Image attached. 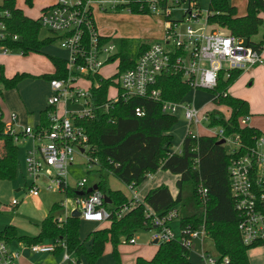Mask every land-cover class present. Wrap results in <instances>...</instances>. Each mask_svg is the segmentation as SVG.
<instances>
[{
    "label": "built area",
    "instance_id": "1",
    "mask_svg": "<svg viewBox=\"0 0 264 264\" xmlns=\"http://www.w3.org/2000/svg\"><path fill=\"white\" fill-rule=\"evenodd\" d=\"M5 2L6 0H2L0 4V55L7 56L16 52L17 55L24 56L31 51L22 46H13L14 42L21 40V36L12 32L8 26L11 11ZM126 2L127 0H51L50 4L40 7L36 16L40 28L54 33L68 55L64 59L66 74L48 80L45 124L17 129L14 126L17 117L15 113H10L4 124V131L11 134L15 142L26 137L31 139V145L25 154V173L30 180L28 194L37 196L40 180L45 179L43 186L46 190L53 186L64 193L69 188L75 190V194L71 195V210L67 209L66 200L60 204L64 208V216H54L57 223L71 217L73 210H77L79 218L84 220L107 221L111 211L104 206V194L98 188L85 192L86 178L77 180L73 186L66 182L67 168L75 164L76 154L85 157L89 167H99L97 159L89 155L88 134L80 121L94 119L98 110L107 112L120 98H146L158 102L163 114L175 115L178 108L182 109L187 122L185 136L198 137L201 135L199 130L203 129L206 135L232 144V148L227 151L231 154L227 174L233 206L238 216L237 228L244 245L264 243V134L260 133L250 143H245L239 134H227L221 126H210L209 115L201 107L185 100H165L156 87L159 75L180 72L191 89L213 90L218 85L220 72L228 77L234 70L243 72L254 66H264V41L254 47L242 37L219 31L215 25L207 22V14L203 17L204 23L199 24L200 10L196 4H192L184 18L195 24V27L187 25L183 33H177L175 28L180 22L166 20L163 41L149 44L137 56L132 67L120 71L119 59L115 57L117 45L112 39L106 40L107 36L99 31L94 12L117 9L119 6L129 10ZM149 9L154 14H160V9L155 4H151ZM167 11L168 9L165 14L169 15ZM113 63L114 70L104 75L102 70ZM105 80L112 82L107 87L104 100L99 102L93 89L99 88ZM111 88H114L112 95L109 94ZM135 114L142 115V109L135 108ZM249 119V115L241 116L239 125L243 126ZM127 186L133 192L129 204L140 202L136 200V188ZM78 191L84 193L80 195L77 194ZM198 192L204 200L206 189L200 186ZM18 203L17 199L11 200L12 206ZM128 208L129 206H124L118 212L119 216ZM146 217L150 220L146 226L151 233L152 242L159 244L176 239L190 254L197 251L199 241L198 256L204 264H230L228 256L218 253L212 256L203 251L204 239L212 240L203 224L200 225L201 232L197 228H182L179 225V234L175 233L172 222H179L178 207L171 208L163 215H157L147 208ZM127 242L135 243V239L132 237ZM58 243L39 242L28 245V248L33 253H54ZM61 246L64 264H84L71 258L63 242ZM19 257V253L11 249L10 243L0 238V264H18Z\"/></svg>",
    "mask_w": 264,
    "mask_h": 264
},
{
    "label": "trees",
    "instance_id": "2",
    "mask_svg": "<svg viewBox=\"0 0 264 264\" xmlns=\"http://www.w3.org/2000/svg\"><path fill=\"white\" fill-rule=\"evenodd\" d=\"M25 2L32 5V0ZM151 4H155L160 9V14L172 23L182 21L189 10L187 8L179 20L171 19L165 14V11L171 8L169 0H127L125 5L132 13L154 14L149 9ZM5 5L11 11L8 19L10 30L21 36V40L14 42L13 46H22L31 52L40 51L49 40L38 39L40 25L37 18L25 15L15 6V0H6ZM263 13L264 0H246V11L243 15H239L236 7L228 0H209L206 14L209 24L223 26L234 35L242 37L248 44L257 47L264 41V35L258 41L252 40V37L259 33ZM105 38L114 40L117 45L115 57L119 59L120 71L132 67L137 56L148 47L147 44L132 39L108 36ZM48 57L55 70L42 77L50 79L64 76L65 60L53 55ZM241 73L242 71L234 70L227 77L224 72H220L217 87L207 91L211 93V100L216 106L229 110L227 118L217 107L207 113L210 126H221L225 133L239 134L243 142L250 143L260 131L254 127L240 126L238 122L241 116L249 114L248 103L227 92ZM26 77L31 76L21 72L7 77L0 67V96L3 88H14ZM111 82L105 80L99 88L93 89L99 102L104 100ZM156 87L160 89L163 99L173 102L183 100L191 89L180 72L159 75ZM137 107L142 109L143 114L140 116L135 114ZM176 121V115L161 113L158 102L141 97H131L127 100L120 98L107 112L98 110L94 119L80 121L88 134L89 155L97 159V170L101 176L103 172H108L124 184L136 188L148 174L158 170L169 171L179 176L175 183V196H172L167 185L160 184L151 188L141 202L130 205L129 198L121 191L107 192L101 179L97 188L101 193L107 194L109 202L104 201V206L111 213L107 226L88 234L89 246L79 237V218L67 217L61 223L54 220L51 212L61 207L59 202L52 204L51 212L41 220L36 235H18L12 226H6L0 230V238L8 242L17 240L27 245L51 239L53 242H59L55 249L57 252H62L63 242L69 254L74 255L78 261L83 258L86 264H96L104 253L106 243H109L114 264H121L118 246L132 238L137 229H148L146 225L150 220L146 217V209L150 208L155 214L163 215L171 208L178 207L180 227L195 229L203 224L209 231L219 255L228 256L230 264H248V250L263 243L246 246L241 240L227 174L231 154L227 153L223 144L216 143V137L206 134L195 138L185 136L179 151L172 152V135L169 130ZM4 124L0 109V139L5 141L8 148L7 154L0 158V180H12L17 173V145L12 135L4 131ZM44 124L45 110L41 113L39 122V125ZM200 186L206 189L204 200L198 192ZM65 194L74 195L75 190L69 188ZM124 206L129 208L119 216L118 212ZM134 264L193 263L189 261V251L175 239L159 243L151 259L137 257Z\"/></svg>",
    "mask_w": 264,
    "mask_h": 264
},
{
    "label": "rangeland",
    "instance_id": "3",
    "mask_svg": "<svg viewBox=\"0 0 264 264\" xmlns=\"http://www.w3.org/2000/svg\"><path fill=\"white\" fill-rule=\"evenodd\" d=\"M232 5L237 9L239 15L245 14L246 11V0H228ZM209 0H169L171 6L167 12H169L171 19L181 20L183 17L184 11L196 4L200 10V16L198 23L203 24V17L207 13V6ZM2 0H0V4ZM51 0H32V5L30 6L25 0H15V6L20 8L25 15L31 18H36L39 14L41 6L50 4ZM133 15H143L140 18H137ZM146 15V16H145ZM94 20L99 31L104 35H113L117 37L132 39L134 41H139L145 44H151L155 42H162L163 39L160 36L164 33V15L162 14H142V13H132L126 7H121L118 9L108 8L106 11L95 10ZM166 23V22H165ZM187 25L196 26L195 24L189 23L186 18L180 21L179 25L175 28L177 33H183ZM216 29L223 32H229L225 27L214 24ZM264 27V16L262 24L259 28V33L252 37V40H257L260 37V32ZM39 40H49L40 51L38 52H28L24 56H17L16 52H13L9 56V60H5L4 72L5 74H11L16 71H24L23 69H28L34 73H51L53 66L49 61L48 55L58 54L61 58H66V51L60 45V39L55 37V34L46 30L45 28H40L37 35ZM115 67V63L110 66L105 67L102 72L104 75L110 74ZM33 78V77H31ZM40 79L34 85H28L26 89L29 91V94L35 99L39 98L43 94L45 89V84L47 80L42 77H35ZM25 79V78H24ZM23 80V79H22ZM21 80V81H22ZM19 81V82H21ZM18 82V83H19ZM26 82V81H23ZM236 82V81H235ZM234 82V83H235ZM232 84V86L234 85ZM18 85V84H17ZM16 85V86H17ZM15 86V87H16ZM13 88V93H10V89H2V93H9V98L13 102H21L23 98L19 94L21 90L19 89L20 85L16 88ZM235 90L246 99L249 108V117L250 119L243 124V126L254 127L262 134H264V87H258V85L248 86L247 83L239 81L234 86ZM12 89V88H11ZM8 90V91H6ZM5 91V93H4ZM109 94H114V88L109 90ZM193 98V99H192ZM212 95L210 92L192 88L185 95L184 100L186 102L193 103L196 107H201L203 110L208 111L216 107L225 115H229V110L223 106H216L212 102ZM8 100V101H10ZM217 109V108H216ZM177 121L169 130V133L172 135V146L170 150H178L181 146V143L185 137V129L187 126L186 119L183 114V110L178 108L176 113ZM6 117V114L4 115ZM192 130H195L192 128ZM199 132L202 135H205V131L200 129ZM17 145V173L14 179L12 180H0V230L6 228V226H12L18 235H28L34 236L39 232V224L43 217L49 214L51 211L52 204L54 202H65L67 209L71 210L73 207V200L71 196L66 195L64 192L59 191L56 186H53L52 189L46 190L44 188L45 179L40 180V190L37 196H31L28 194L27 187L30 184V180L25 173V154L26 149L31 145V139L29 137L19 139L15 142ZM226 151H229L232 148L230 142L223 143ZM73 165H70L67 168V178L66 182L69 186H73L77 180L81 178H86L87 187H91L94 184H97L101 179L106 185L107 192L119 190L127 198L133 197V192L130 188L119 180L116 176L103 172L102 176L100 172L96 169V166L91 165L86 162V158L81 155H75ZM159 176L163 177L164 180L170 181L174 178L175 174L170 173L169 171H163L159 173ZM176 183V182H175ZM176 186V185H175ZM107 195V194H106ZM17 199L19 204L16 206L11 205V200ZM54 216L60 215L64 216V208L60 207L51 212ZM80 220V234L87 230V224L83 222V219ZM104 225L106 223H103ZM102 224V225H103ZM172 227L175 233L179 234V222H172ZM198 232L202 231V227L197 228ZM151 233L146 229H137L133 238L136 243L131 244L128 242L121 243L118 246L119 256L121 264H133L136 256L149 257L152 256L156 250L158 243H153L150 240ZM13 246H16V242H13ZM203 251L214 256L217 254L215 246L211 239L205 238L203 241ZM136 252H139L136 254ZM199 241L198 248L196 252L189 254V261L193 264H204L203 261L199 258ZM20 256V253H19ZM111 246H106L103 256L100 258V264H113L111 258ZM248 264H264V243L255 248L248 250L247 252Z\"/></svg>",
    "mask_w": 264,
    "mask_h": 264
},
{
    "label": "crops",
    "instance_id": "4",
    "mask_svg": "<svg viewBox=\"0 0 264 264\" xmlns=\"http://www.w3.org/2000/svg\"><path fill=\"white\" fill-rule=\"evenodd\" d=\"M133 16L140 18L143 15H133ZM262 16H264V13L262 14ZM164 19L166 22L165 16H164ZM165 22H164V27H166ZM164 32H165V30H164ZM263 35H264V27H263V30L260 32V37L256 41H258ZM105 36H108V35H105ZM108 37L122 38V37H117V36H113V35H109ZM160 38L164 39V33L160 36ZM147 45H149V44H147ZM66 53H67V51H66ZM67 55H68V53H67ZM67 55H66V58H67ZM53 56L59 57L58 54H55ZM59 58H61V57H59ZM66 58H62V59H66ZM9 59H11V58H9V56L0 55V67H2L3 73L5 76L11 77L15 73L25 72V73L30 74V76L33 78L26 77L25 79H23L21 82L18 83V85H20L19 89L21 90V92H19V94L23 98L22 103L19 101L18 102L17 101L16 102L11 101L9 98V95L5 97V95L9 94L7 92L5 93V91H4L5 94L1 93L0 109L2 111L3 121L7 122L9 119L10 113H15L17 117H16V120L14 121V126L17 129H22L26 126H34L35 127L39 124L40 118H41V113L44 111V109L46 107V97L49 94V82H48L49 79L45 78L47 80V83L45 84V89L43 90V94L37 99H35L33 96H31L29 94V91L26 89V87L28 88V85H34L38 81H41L40 79H36L35 77L43 76L44 74H47V73H42V74L41 73H34L28 69L22 68V70H24V71H16V72L11 73L10 75L8 73L5 74V72H4V65L5 64L4 63H5V60H9ZM49 61H50V59H49ZM50 63H51V61H50ZM52 66H53V64H52ZM54 70L55 69L53 66V70L51 73H53ZM51 73H48V74H51ZM23 81H26V82H23ZM235 81H234L235 83L233 82L234 85L233 86L231 85L228 88L227 92L234 97H239V98L246 100L245 98L242 97V95H240V93L238 91L235 90L234 86L237 83H239V81H243V83L246 82L248 86L253 87L254 85H258V87H260V89H261V86L264 87V66H254V67L250 68L249 70L243 71ZM11 90H13V88L10 89V93H13V91H11ZM6 91H8V90H6ZM8 100H10V101H8ZM5 114H6V117H4ZM27 149H26V151H27ZM179 149H180V147H179ZM178 150H172V152H175ZM7 152H8V148H7L5 141L3 139H0V158L4 157L7 154ZM160 172H162V170H158L153 174H148L146 176L145 180L136 187V190H135L136 200L141 202L143 200L144 196L146 195V193L151 188H154L160 184L167 185L172 196L176 195L177 188L175 186V182L179 176L175 175L172 180L166 181L163 179V177L159 176ZM82 221L87 224V230H85L82 234H80V229H79V237L81 240L85 241V244L87 246H89V243H90V240H88V238H87L88 234L97 228L108 225L107 221L95 222V221L84 220V219ZM103 223H106V224L104 225ZM13 242H16V246H13ZM41 242H47L48 243V242H53V241L51 239H45ZM9 243H10L11 249L20 253L18 264H64L62 262V252L55 251L54 253H33L29 250L28 245L23 243V242H19L17 240H11ZM135 243H136V241H135ZM135 243H131V244H135ZM106 246H109V249H110L111 245L109 243H106L105 249H106ZM104 252H105V250H104ZM118 252H119V250H118ZM138 253L139 252H136V254H138ZM154 253L151 254L152 256L145 257V258L142 255L136 256L135 260L137 257H142L144 259L149 260L153 257ZM71 258L74 260H78L74 255H71ZM100 258L96 261V264H100L99 263ZM79 260L82 263L86 264V262L84 261L83 258H80ZM135 260L132 262L133 264H134ZM112 261H113V259H112ZM113 264H114V261H113Z\"/></svg>",
    "mask_w": 264,
    "mask_h": 264
},
{
    "label": "water",
    "instance_id": "5",
    "mask_svg": "<svg viewBox=\"0 0 264 264\" xmlns=\"http://www.w3.org/2000/svg\"><path fill=\"white\" fill-rule=\"evenodd\" d=\"M216 143H217V144H223V143H224V139L217 140ZM96 188H97V185L94 184L93 186L88 187V188L85 190V192H91V191H93V190L96 189ZM83 193H84V191H78V192H77V194H80V195L83 194ZM103 198H104L105 202H109V198H108V196H107L106 194L103 195ZM71 217L79 218V212H78L77 210H73V211L71 212ZM154 243H156V241H154Z\"/></svg>",
    "mask_w": 264,
    "mask_h": 264
}]
</instances>
